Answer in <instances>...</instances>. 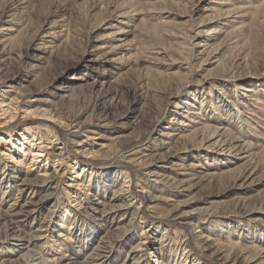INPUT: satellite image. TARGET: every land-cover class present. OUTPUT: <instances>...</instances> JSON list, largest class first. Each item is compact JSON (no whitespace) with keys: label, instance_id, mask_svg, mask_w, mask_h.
Segmentation results:
<instances>
[{"label":"rangeland","instance_id":"374dc122","mask_svg":"<svg viewBox=\"0 0 264 264\" xmlns=\"http://www.w3.org/2000/svg\"><path fill=\"white\" fill-rule=\"evenodd\" d=\"M2 27L0 264H264V0H0Z\"/></svg>","mask_w":264,"mask_h":264},{"label":"bare ground","instance_id":"6f19581e","mask_svg":"<svg viewBox=\"0 0 264 264\" xmlns=\"http://www.w3.org/2000/svg\"><path fill=\"white\" fill-rule=\"evenodd\" d=\"M239 1V0H238ZM10 13V12H9ZM136 15V14H135ZM125 16V15H124ZM3 27L5 26V25H2ZM2 27V29H0L1 30V32H3V33H5V32H7L9 29H10V27H5V28H3ZM18 29V28H17ZM48 36V35H47ZM8 38V37H7ZM3 39V38H2ZM1 44H3V40L2 41H0V45ZM42 44V43H41ZM38 45V44H37ZM36 45V46H37ZM43 46V45H42ZM45 46V45H44ZM2 48H4V45H2V46H0V65L1 64H3L4 63V61L6 60L5 58H4V51H3V49ZM120 48V47H119ZM34 49V48H33ZM43 50H45V49H43ZM48 50V49H47ZM98 50V49H97ZM117 50V49H116ZM96 51V50H95ZM109 51V50H108ZM32 53V52H31ZM121 53V52H120ZM3 55V56H2ZM33 55V54H32ZM31 55V56H32ZM40 55V54H39ZM38 55V56H39ZM44 56V55H43ZM8 57V56H7ZM10 57V56H9ZM48 57V56H47ZM35 60V59H34ZM38 60H40V58H38ZM92 60V59H91ZM82 61V60H81ZM87 61V60H86ZM6 62V61H5ZM9 62V61H8ZM37 62V64L38 65H40L41 64V61H36ZM34 63V62H33ZM83 63V62H82ZM98 63V62H97ZM30 64V63H29ZM84 64V63H83ZM91 64V63H90ZM32 65V64H31ZM3 66H5V65H3ZM37 67V65H34V67ZM35 69V68H34ZM0 70H2L1 68H0ZM35 71V70H34ZM98 71V70H97ZM39 73V72H38ZM1 75V74H0ZM3 76V75H2ZM3 78V77H2ZM12 78V77H11ZM14 81V80H13ZM246 86V85H245ZM58 88H60V87H58ZM70 88L71 87H67L66 89H64L65 90V92H69L70 91ZM17 90V89H16ZM64 92V93H65ZM23 93V92H22ZM65 95V94H64ZM20 98V97H19ZM141 98V97H140ZM17 99V98H16ZM50 101V100H49ZM4 100H0V108H2V112H4V113H9V109H11V107H10V105H8V108L6 109V108H3V104H4ZM16 104V103H15ZM36 108V107H35ZM14 110V109H13ZM53 110L54 109H51L50 107H45V108H41V107H38V109H36L34 112H32V113H35V114H42L43 116H48V117H54V115H52V112H53ZM15 111H16V109H15ZM51 111V112H50ZM62 111V110H61ZM106 111V110H105ZM13 112V111H12ZM15 113V112H14ZM27 113V112H26ZM32 113H30V114H32ZM73 113V112H72ZM4 115V114H3ZM14 115V114H13ZM13 115L11 116V118L13 119ZM2 116V115H1ZM16 116V115H15ZM47 117V118H48ZM58 119V118H57ZM61 122V121H60ZM67 123V122H66ZM67 128V127H66ZM21 132V131H20ZM89 134V133H88ZM23 135H25V134H23ZM94 136V135H93ZM80 142V141H79ZM34 146V145H33ZM41 147V146H40ZM85 147V146H84ZM80 148V147H79ZM84 149V148H83ZM86 149V148H85ZM82 150V152L83 153H91L90 152V150L89 151H87V149L86 150ZM93 150V149H92ZM56 152V151H55ZM52 153V152H51ZM57 153V152H56ZM12 154V153H11ZM62 154V151H60V153L58 154V155H61ZM231 155V154H230ZM13 156V155H12ZM84 171H86L85 169H84V167L79 171H76L75 173H76V176L77 177H80V175H82L83 174V176L84 175H86V172H84ZM150 172V171H149ZM44 174H46V173H44ZM91 174H93V170L91 171ZM90 174V175H91ZM94 174H96V173H94ZM92 176V175H91ZM82 177V176H81ZM85 180V179H84ZM89 181H91V177H90V180ZM26 183V182H25ZM27 184V183H26ZM31 184V183H30ZM83 190V189H82ZM90 190V189H89ZM117 198V197H116ZM17 200V199H16ZM95 202V201H94ZM97 203V202H96ZM96 203H93L92 204V206H91V209H95L94 208V205L96 204ZM98 204V203H97ZM26 206V205H25ZM34 207V206H33ZM61 208V207H60ZM114 208H116L117 209V206L116 207H114ZM114 208H112V207H110V210L111 211H113V209ZM119 208V207H118ZM123 208V207H122ZM105 209V208H104ZM93 212L95 211V212H99L97 209H95V210H92ZM67 212V211H66ZM32 214V211H29V210H20L19 211V213H18V215H19V218H21V219H23L24 217H28L29 215H31ZM95 214V213H94ZM16 216V215H15ZM94 216H96V215H94ZM4 217V216H3ZM7 218V217H6ZM11 218H13V217H11ZM5 219V218H4ZM17 219V218H16ZM8 220V219H7ZM61 221H62V224H64V223H66V221H64L63 220V218H61ZM16 222H18V221H16V220H10L9 221V223L4 227L5 228V231L6 230H8L7 231V233H6V235L4 236V242H6V243H9V244H11L12 246H15V247H17V248H19V250H20V248H28L27 247V244H28V242H30V241H28V240H26L25 239V236H22V234H20L19 232H20V230H19V227H18V225H17V223ZM46 224V223H45ZM49 225V224H48ZM44 226H46V225H44ZM105 226V225H104ZM39 231V230H38ZM144 232V231H143ZM24 234V233H23ZM38 238H42V236H37ZM74 237V236H73ZM36 238V237H35ZM104 238V237H103ZM39 240V239H38ZM78 241V243L80 242V240H77ZM10 242H13V243H10ZM112 242V241H111ZM102 244V242H100V244H98L97 245V247L95 248V250H96V252L93 254V255H88V256H86V259L84 260V262H81V263H79V257H80V255H83V252H81L82 251V247H81V245H77V246H75V248H74V251H73V253L71 254V256H66L65 258H63V260L61 259L62 257H55V258H53L52 259V257L49 259V256H44L45 258L42 260H40L39 258H34V255L32 256V259L34 260L35 259V261H37V260H39V262H38V264H96V262H98V261H100L104 256H106V255H104L103 253H105L106 252V250H107V248H106V246H105V244L103 245H101ZM140 247V246H139ZM144 248V247H143ZM13 250V249H12ZM11 250V251H12ZM15 250H16V248H15ZM25 250V249H24ZM20 252V251H19ZM29 252H30V250H28V252L27 253H25L23 256L25 257V256H27L28 254H29ZM34 253V252H33ZM32 253V254H33ZM51 253V252H50ZM62 253L64 254V252H61V256H62ZM106 254V253H105ZM40 256V255H39ZM111 256V255H110ZM28 257V256H27ZM107 257V256H106ZM31 258V257H30ZM29 258H27V260H28ZM32 260V261H33ZM35 263V262H34ZM97 264H100V263H97ZM226 264V263H225Z\"/></svg>","mask_w":264,"mask_h":264}]
</instances>
